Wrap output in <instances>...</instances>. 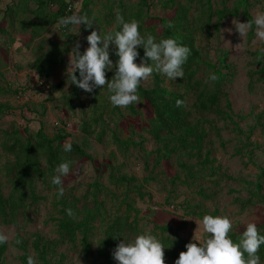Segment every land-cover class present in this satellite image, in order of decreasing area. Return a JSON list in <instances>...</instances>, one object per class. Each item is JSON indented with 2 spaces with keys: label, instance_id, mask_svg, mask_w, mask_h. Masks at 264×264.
<instances>
[{
  "label": "trees",
  "instance_id": "obj_1",
  "mask_svg": "<svg viewBox=\"0 0 264 264\" xmlns=\"http://www.w3.org/2000/svg\"><path fill=\"white\" fill-rule=\"evenodd\" d=\"M32 1L37 5L35 9H30ZM2 2L3 0H0V4ZM149 2L150 0H140L137 5L126 8L124 0H119L117 5L111 0H107V8L113 18L119 13L125 21L136 20L141 35L151 34L157 40L175 37L190 49V53L183 65V78H177L175 81L170 80L171 88L164 84V76L156 72L152 73L154 83L151 88H145L142 84L138 88L140 100L148 102L152 108L153 115L145 130L157 145V149L153 152L148 153L145 150V163L148 164L147 167L150 166L149 160L152 155L156 156L153 159L154 168L158 167L163 160H170L174 154L178 155L179 158L186 156L190 159H198L197 166L186 162L181 163L185 171L186 181L203 178V171L206 168L211 170L210 176L215 177L214 160L210 159L211 150H207L203 161L201 158L203 150L209 143L207 138L212 133H215L217 137L221 135V128L214 124L217 119L234 124L233 131L238 135V142L240 143L237 146L236 154L243 155L246 150L252 154L258 146L250 141L249 144H246L245 140L251 139L253 131L250 130L246 134L234 122L232 105L225 90L227 83L232 78V66L228 61L229 52L217 49L215 59H213L210 56L209 46L213 37L220 32L224 21L228 19L250 21L253 18L252 11L258 0H165L163 1L165 8L173 10L175 13L171 19L161 18L159 20L158 26L162 28V31H159L157 27H146L149 11L145 8ZM89 4H91L90 0H84L82 14L98 23L99 20L91 18L92 10L88 9ZM51 6H57V10L50 15ZM20 10L30 15L27 16V21L21 20L19 26L22 32L30 33L32 39H37L40 32L46 31L60 17L74 14V7L66 0H22ZM10 12L16 16L11 8ZM114 20H105L104 31H100L98 28H91L87 31L90 33L92 30H96L98 33L104 34L108 32L106 28L113 25ZM11 24L14 26L13 23ZM116 25V29L111 30L112 32L119 30L120 25L118 23ZM5 34H8V31L0 27V37ZM255 39L254 30H249L247 33L248 42L251 43ZM54 46L59 49L57 45ZM84 50L79 51L82 54ZM138 51L143 57V49L140 48ZM57 54L59 55V50L50 55L37 56L33 67L38 72L39 80L43 82V85H37L38 88L46 87L48 85L46 80H49L55 68L65 64V60L59 58ZM250 56L252 58L251 64L257 68L250 71V84L264 83V45L260 49L250 51ZM110 59L115 63L117 57L110 54ZM136 62H140L139 59ZM5 66L6 63H4L0 51V78L3 76L2 68ZM210 73H215L218 79L214 82L208 81ZM31 74H36V72ZM74 74L79 79L78 71ZM113 75L114 71L109 72L106 75V82ZM67 82L71 85L70 95L66 98L67 104L70 109H73L76 102L79 101L82 104L80 101L82 90L71 84L69 78L62 80L56 87H50V89L58 93L65 90ZM104 89L108 91L106 85ZM18 93L21 92L18 90L13 92V94ZM90 95L92 97L91 102H96L97 111L103 108L114 116L120 112V107H113L110 104L108 99L110 93L103 94L102 86ZM178 100L183 101L179 107L176 103ZM223 101L225 102L224 106ZM12 108L9 104H0V116L7 115ZM127 109L133 115H138L134 105H129ZM97 111L94 112V115ZM103 114V112L101 115L99 114L98 118L93 116L91 123H84V131L88 136L94 135V124L98 126L103 124L102 129L98 132L99 141H103L102 138L108 129L112 133L116 130L110 128L104 120ZM212 116L215 117L211 118ZM61 121L64 127H60L52 137L47 135L42 128L36 133H31L27 127L24 130L12 127L4 132L0 131V147L7 156L5 164L0 165V226L21 227L32 222L33 215L36 213L35 210L43 199L39 192V183L56 191V186L52 185L51 179L56 174L55 168L58 164L63 161H70L71 170L68 174L70 175L76 166L79 165L80 169L83 167L81 162L84 159L93 161L92 156L87 153L84 147L89 143V137H84L83 145L69 143L71 151H64L63 146L72 135L67 131L65 127L67 124L64 120L61 119ZM104 125L107 129L104 128ZM262 125L264 126V123ZM114 138L118 147L123 150H129L131 146L141 148V145H138L131 138L126 140L117 136ZM249 146H253V148L251 149ZM105 167L106 170L110 171L108 176L110 186L127 188L126 191L122 192V196L125 198L121 201L122 206L127 207L126 212L117 213L110 220L105 221L107 214L105 200L119 201L121 195L116 194L100 181L103 176L102 170L98 171L99 179L91 184L84 196L74 195L63 184V197L57 199L56 195L55 207L58 212V217L55 219L56 237L51 239L36 233L32 235L31 239H26L17 234L12 244L22 252L19 257L20 264H27L29 256L33 257L35 264H69L67 255L60 252V249L65 246L80 250L85 258H91L92 264H116L111 253L120 240L130 241L136 235L144 233L139 225V210L135 209L128 200L127 191L133 188L131 186L138 182L137 179L128 175L118 176L114 174L112 163L106 164ZM197 167L198 169H196ZM221 176L227 179L231 178L225 174H221ZM245 183L248 196L242 199L237 198V202L241 203L242 207L264 205V171L255 183ZM136 191L139 192V190ZM199 192L205 196L203 188ZM140 195L142 194L140 193ZM103 196L105 197L104 200L101 199ZM66 209H72L74 217H69L66 214ZM132 211L135 212L134 217ZM187 214L202 220L205 214L217 216L219 212L218 210L210 212L189 205ZM97 223H100L99 228ZM258 231L264 235V225L259 226ZM242 232L230 231L229 236L233 241H238ZM151 234L155 235L165 247V264H174L179 254L186 251L185 245L189 243L168 226L155 225ZM117 235L119 237L114 238ZM8 248L7 240L0 244V264H7L5 255ZM258 255L261 264H264V246H261Z\"/></svg>",
  "mask_w": 264,
  "mask_h": 264
},
{
  "label": "rangeland",
  "instance_id": "obj_2",
  "mask_svg": "<svg viewBox=\"0 0 264 264\" xmlns=\"http://www.w3.org/2000/svg\"><path fill=\"white\" fill-rule=\"evenodd\" d=\"M21 1L3 0L0 4V27L8 31V34L0 37V51L4 63H6L1 72L3 76L0 78V104H9L13 107L7 115L0 116V131L4 132L12 127L24 130L27 127L31 133H36L42 128L47 135L52 137L60 127H64L62 119L67 124L65 126L67 131L72 135L66 144L83 145L84 137H89L90 141L84 147L87 153L92 156L93 161L84 159L81 162L83 167L80 169L79 165L76 166L74 172L63 177L62 181L68 191L78 197L84 196L91 184L99 179L98 171L102 170L103 176L100 181L116 194L121 195L119 201L105 200L107 208L105 221L110 220L115 214L125 213L127 210V207L121 204L125 198L122 196V192L127 188L112 187L108 182L110 171L106 170L105 166L112 163L114 174L135 177L138 181L133 183L131 186L133 188L127 192L129 203L139 210V225L144 232L153 233L155 225L168 226L188 242H193L196 237H200L202 241L207 234L202 230L201 220L187 214L189 205L210 212L218 210L219 215H227L233 221L231 231H244L249 222H254L257 228L264 225L263 204L242 207L241 203L236 200L248 196L245 182L255 183L264 171V126L262 125L264 123V83L250 84V71L257 69L251 64L250 51L262 48L264 42L255 39L250 43L247 40V35L243 38L239 36L235 31L233 21L244 23L242 19L224 21L220 32L211 41L209 52L213 59H215L217 49L229 52L228 61L232 66V78L227 83L225 90L232 105L234 122L246 134L250 130L253 131L251 139L245 140V143L253 142L258 148L254 149L252 154L249 153V150L244 151L243 155L236 154L237 146L240 143L238 135L233 131L234 124L217 119L214 124L221 128L220 138L215 133L207 138V141L211 143L207 144L201 158L203 161L207 150H211L210 159L214 160L213 168L216 170V175L215 177L210 176L211 170L206 168L203 171V178L186 181L181 163L186 162L197 166L198 159L196 158L190 159L186 156L179 158L174 154L170 160H163L158 167L154 168L153 159L156 156L152 155L149 160L150 166L147 167L148 164L145 163V150L149 153L157 149L154 139L145 130L153 115L148 102L139 100L138 104H134L138 115H133L127 108H120V112L114 116L103 108L97 111L96 102H91V93H86L83 90L80 92L82 104L78 101L74 104L73 109H70L66 99L71 90V85L68 82L65 85V90L58 93L50 89L70 76L72 50L77 43L80 44L79 50L86 49L88 45L85 37L90 33L87 31L88 29L85 30L83 25L80 28L79 26H69L58 29L54 27L55 23H53L46 31L40 32L37 39H32V35L27 31L22 32L19 26L21 20L27 21V16H30L20 10ZM66 1L74 7V13L82 14L84 0ZM90 1L88 9L92 10L91 18L99 20L98 23L93 22L92 28L104 31L105 20L115 19V17L113 18L108 11L107 0ZM163 1L165 0H150L145 8L149 11L146 19L147 28L157 27L159 31H162V28L158 26L159 20L161 18L171 19L174 16L175 12L166 9ZM111 2L117 5L119 0H111ZM124 2L126 8H129L137 5L140 0H124ZM36 7L37 5L32 1L30 9ZM10 8L16 16L12 15ZM56 10L57 6H51L50 15ZM259 11H264V0H258L252 11L253 16ZM116 23L114 20L113 25L106 30H115ZM54 45H57L59 49H56ZM56 50H59V55H57L65 60V64L55 68L49 80H46L48 84L46 87L38 88L39 76L33 67L34 62L37 56L50 55ZM32 72H36V74H31ZM108 73L106 72V75ZM164 78V84L171 88V81ZM153 83L154 78L151 75L141 84L145 88H151ZM15 90L21 94H13ZM107 92L103 88V94L106 95ZM222 104L224 106L225 102L223 101ZM95 111H97L96 115H94ZM102 112L106 123L111 129L116 130L112 133L108 129L102 138L103 141H99L98 132L102 129L103 124L99 126L94 124V135L88 136L84 131V123H91V118L93 116L98 118ZM104 128L107 129L105 125ZM115 136L123 140L131 138L144 150L135 146H131L129 150H123L116 144ZM249 147L253 148V146ZM6 160L7 156L0 147V165L3 166ZM221 174L231 178L227 179ZM202 188L205 190V196L199 192ZM39 192L43 199L35 210L32 222L21 227L0 226V232L7 236L9 244L5 255L7 264H20L19 257L22 252L12 244L17 234L26 239H31L32 235L36 233L51 239L56 237L55 219L58 217L55 207L56 191L39 183ZM101 199L104 200L105 197L103 196ZM132 215L134 217V211H132ZM189 218L191 220H187ZM97 227H100V223H97ZM60 252L67 255L69 264H92L91 258H85L80 250L65 246L60 249Z\"/></svg>",
  "mask_w": 264,
  "mask_h": 264
},
{
  "label": "clouds",
  "instance_id": "obj_3",
  "mask_svg": "<svg viewBox=\"0 0 264 264\" xmlns=\"http://www.w3.org/2000/svg\"><path fill=\"white\" fill-rule=\"evenodd\" d=\"M115 20L120 25L118 31L101 34L92 30L85 37L88 46L82 54L79 43L73 48L70 60L72 71L68 76L71 84L86 93H92L101 86L103 89L106 85L110 104L123 109L139 103L138 88L153 72L172 81L183 78V65L190 53L186 45L175 37L157 40L151 34L141 35L138 22L125 21L119 13ZM93 22L85 14L74 13L60 17L54 27L80 28L83 25L87 30L92 28ZM233 24L241 38L246 37L249 30H254L256 40L264 42V11L257 12L250 21L241 23L234 20ZM140 48L143 49V57L138 51ZM110 54L117 57L115 63L110 59ZM138 59L140 62L136 63ZM77 71L79 79L74 74ZM113 71L114 75L106 82V72ZM217 79L215 73L208 76V81ZM176 103L179 107L183 101L178 100ZM63 148L65 152L71 151L70 144H65ZM70 164V161H63L55 168L56 174L51 183L56 186L57 199L64 195L62 177L70 173ZM65 211L69 217H74L72 209ZM200 225L206 237L202 241L196 237L193 242L186 244V251L179 254L174 264H261L258 252L264 246V235L259 233L254 222L247 223L238 241H233L229 236L233 221L227 215L205 214ZM6 240L7 236L0 233V244ZM164 249L155 235L145 231L130 241L121 239L111 255L116 264H165ZM27 264H35L33 257H28Z\"/></svg>",
  "mask_w": 264,
  "mask_h": 264
},
{
  "label": "built area",
  "instance_id": "obj_4",
  "mask_svg": "<svg viewBox=\"0 0 264 264\" xmlns=\"http://www.w3.org/2000/svg\"><path fill=\"white\" fill-rule=\"evenodd\" d=\"M32 77H33V76H32ZM38 84H39V85H43V82H42L41 80L38 79ZM19 94H21V93H19Z\"/></svg>",
  "mask_w": 264,
  "mask_h": 264
}]
</instances>
